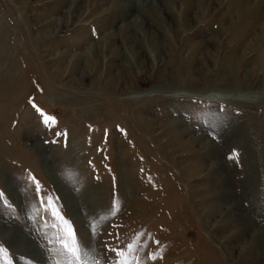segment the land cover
<instances>
[{
	"label": "rangeland",
	"instance_id": "1",
	"mask_svg": "<svg viewBox=\"0 0 264 264\" xmlns=\"http://www.w3.org/2000/svg\"><path fill=\"white\" fill-rule=\"evenodd\" d=\"M113 1L0 0V264H264V0Z\"/></svg>",
	"mask_w": 264,
	"mask_h": 264
},
{
	"label": "snow or ice",
	"instance_id": "2",
	"mask_svg": "<svg viewBox=\"0 0 264 264\" xmlns=\"http://www.w3.org/2000/svg\"><path fill=\"white\" fill-rule=\"evenodd\" d=\"M33 107L37 108V111H39L41 113V116L44 117V121L45 123H49V122H54V118L49 117L47 115H45L43 113V111L41 109H39L36 105H33ZM232 157H230L231 159ZM33 181L35 182V193L36 194H40L42 192V188L41 185L38 181H35V178H32ZM0 202H3L5 204V206H8V201L4 198V193L0 192ZM49 205H51L52 201L51 198H49L48 200ZM57 219L59 221H61L62 224V232L63 235L61 237H59V243L61 244V246L63 247V249L71 256V260L69 261V264H72V261L74 260L76 262V264H88V262L86 260L83 259V254H84V248L82 247V240H78L77 238V233L75 231V229L72 227L71 222L68 221L67 219H65L63 217V215H61L59 213V211H55L53 213ZM92 227V234L95 235V229L93 226ZM159 243V242H157ZM128 250L129 252H132L135 250V244H128ZM5 249H3L2 247H0V252H4ZM109 251H112L116 254L117 257H119L120 259L117 261V264H129V261L127 259V257L125 256L124 252L122 250H118V249H109ZM151 259H155V257H150ZM94 264H99V261H94Z\"/></svg>",
	"mask_w": 264,
	"mask_h": 264
},
{
	"label": "bare ground",
	"instance_id": "3",
	"mask_svg": "<svg viewBox=\"0 0 264 264\" xmlns=\"http://www.w3.org/2000/svg\"><path fill=\"white\" fill-rule=\"evenodd\" d=\"M80 0H74V2L72 3L73 5H77V2H79ZM88 1H90V0H88ZM114 2V1H113ZM119 2V0H116L115 2H114V4H113V6H115L117 3ZM236 8H237V11H236V13H237V15H238V17H240L241 19H242V22H244V23H250V21H252V19H254V17H253V15H252V12H250L248 9H247V7L246 8H244V9H241L242 7L240 6V4H239V2H237L236 3ZM255 13V12H254ZM186 14V13H185ZM232 15V14H231ZM234 15V14H233ZM158 18H160V17H158L157 15H154V19L155 20H157V21H160V20H158ZM239 19V18H238ZM240 20V19H239ZM235 22V21H234ZM238 22V21H237ZM241 22V23H242ZM240 23V24H241ZM252 23H250V25H249V27L251 28V27H253V24L251 25ZM231 25V24H230ZM241 26H243V25H241ZM238 27V26H237ZM247 27V26H246ZM235 28H236V26H235ZM245 28V27H244ZM243 28V29H244ZM236 31H237V28H236ZM241 32V34H240V36L241 37H245V35L247 34V30H246V32L245 31H243V30H241L240 31ZM113 35L112 34H110L109 36H108V39H110V40H112V42H113ZM100 53V52H99ZM118 54V53H117ZM264 57V56H263ZM170 130L172 131V132H170L169 134H167L166 135V137H168V140L169 139H171L172 138V135H178L177 137L179 138L181 135H184V132L183 131H177L176 129H174V127H172L171 125H170ZM186 143V142H185ZM187 143H191L189 140L187 141ZM186 143V144H187ZM196 165L194 164V163H188L187 164V167H195ZM211 170V169H210ZM213 173H219V175H220V172H218V170L217 171H215L214 170V172ZM190 174V173H189ZM192 174V173H191ZM195 174V173H194ZM208 209V208H207ZM233 209V207H230V209L228 210V211H230V210H232ZM207 211V210H206ZM214 211H217V207L216 208H214ZM208 213V212H207ZM238 219H232V221H236V223L238 222L237 221ZM249 221V220H248ZM249 223H251V221L249 222ZM249 223H247L243 228H241V230H240V234H244L246 231H247V226H249ZM238 233V232H237ZM261 233L262 234H264V232L263 231H261ZM13 236V235H12ZM234 236H236V235H234ZM255 237V236H254ZM257 237V236H256ZM258 238V237H257Z\"/></svg>",
	"mask_w": 264,
	"mask_h": 264
}]
</instances>
